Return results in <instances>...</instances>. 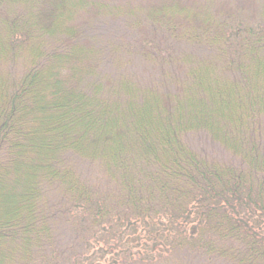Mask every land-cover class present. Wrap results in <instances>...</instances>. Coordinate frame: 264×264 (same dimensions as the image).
<instances>
[{"label":"trees","instance_id":"16d2710c","mask_svg":"<svg viewBox=\"0 0 264 264\" xmlns=\"http://www.w3.org/2000/svg\"><path fill=\"white\" fill-rule=\"evenodd\" d=\"M101 24L156 77L105 67ZM160 245L264 264V0H0V264Z\"/></svg>","mask_w":264,"mask_h":264},{"label":"rangeland","instance_id":"374dc122","mask_svg":"<svg viewBox=\"0 0 264 264\" xmlns=\"http://www.w3.org/2000/svg\"><path fill=\"white\" fill-rule=\"evenodd\" d=\"M103 23L109 24L110 22ZM87 33L92 34L93 37L95 36L97 38L96 40L104 45V47H110V49L115 50L110 52L104 51L105 55H108L109 57L114 55L117 56L114 61L111 60L113 62L111 65L108 64V60L105 58V63H107L105 67L111 69L112 73H118L119 71L122 73L126 72L131 74V76L138 82L142 83L148 79H153L156 77L155 69L150 65H146L141 59L139 51L134 50L133 47H131L132 45L130 46V44L134 42L135 36L130 31H128L127 28L120 29L118 26L115 27V25L111 26L101 24L93 27V29H89ZM114 62H116V66H114ZM152 69H154V71ZM191 142L194 147H196L199 151H205L206 154L216 156L217 152L219 154L218 156L222 155V153L218 152L217 146L213 145V143H210L209 140L206 142V140L203 138H198L197 140L191 139ZM76 171L81 175V178L86 179L92 184L95 183L96 180L94 177L97 173V170L94 168V166L82 163ZM64 237L65 235L62 234V238ZM154 238V236L150 238L151 240L148 242L149 247L151 242L155 240ZM144 247L149 248L145 244ZM144 247L142 246V248ZM146 254L147 253H145V256H147ZM149 254H152L151 257L153 258L144 264H225L224 262L222 263V261L208 262L203 257H199L192 252L188 253L186 250L177 249L172 252L167 250L165 245H160L154 254Z\"/></svg>","mask_w":264,"mask_h":264}]
</instances>
